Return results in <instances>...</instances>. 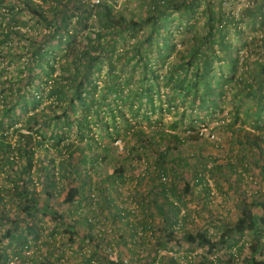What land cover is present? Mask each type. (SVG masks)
Segmentation results:
<instances>
[{"label":"trees","instance_id":"trees-1","mask_svg":"<svg viewBox=\"0 0 264 264\" xmlns=\"http://www.w3.org/2000/svg\"><path fill=\"white\" fill-rule=\"evenodd\" d=\"M244 1L141 0L147 8L139 16L116 0H34V242L63 233L62 244L46 243L34 264H264V193L239 187L251 168L264 180V0ZM166 113L176 117L170 126L160 124ZM215 121L239 149L222 165L204 155L201 128ZM99 137L111 147L123 141L128 156L151 153L161 162L158 184L140 198L133 222L114 203L130 180L126 168ZM193 141H200L195 154H177ZM51 152L60 157L57 168ZM6 169L11 187L0 186V220L10 225L0 232V264H33L26 261L33 241V0H0V178ZM207 174L234 189L235 221L207 211ZM146 179L157 181L147 172L138 183ZM192 199L207 218L186 229L190 215L180 213ZM102 208H117L114 225L94 235ZM38 217L52 225L37 224ZM70 249L75 256L65 261Z\"/></svg>","mask_w":264,"mask_h":264},{"label":"rangeland","instance_id":"rangeland-1","mask_svg":"<svg viewBox=\"0 0 264 264\" xmlns=\"http://www.w3.org/2000/svg\"><path fill=\"white\" fill-rule=\"evenodd\" d=\"M39 1V0H36ZM117 2V8L119 9H123L125 7L128 8V12H130L131 14H138L139 16H143L145 14V8H147V6L144 4H141V0H116ZM239 7L243 4H246V2L244 0H239ZM246 32H248L249 34L250 32V28L246 29ZM182 38L180 36L175 37V43L178 44L177 49H179L180 47V43ZM235 43V42H234ZM174 56V55H173ZM173 56L170 57V60H173ZM152 61L155 60V57L152 55L151 56ZM4 66L2 65L1 68L5 67V63H3ZM159 69V68H158ZM7 70V69H6ZM159 73L161 75L164 74V70L159 69ZM5 76L2 77V80H4ZM161 99H164V96L162 95ZM165 106V105H164ZM127 107V106H126ZM128 108H125V111H127ZM180 112V110H179ZM156 116L152 115L151 119L154 121ZM93 118V117H92ZM176 121V117L174 116L173 113H166L163 117H162V121H161V125H165V126H170L172 123H174ZM155 122V121H154ZM120 127L123 128L124 123L121 121L120 123ZM218 123L215 121L213 122L209 129L207 128H201V133H203L205 135V139L207 140L204 146V149H206L204 151V155H210L213 159H215L216 161H219L218 163L220 165L227 163V161H231L232 159H234L235 157H233L232 155V151H238V143L237 141L232 140L231 138V133L228 131H225L224 129L220 128L219 125H217ZM141 125L148 130V128L146 127V123L141 121ZM154 128V127H153ZM168 127H166L167 129ZM246 130L251 131L250 127L245 126ZM123 130V129H121ZM25 132V131H23ZM100 130L94 129L93 133L94 134H101ZM49 134V133H48ZM100 141L103 142V144L107 147L110 148V153H111V157H115L118 158V163L121 165H124L126 168L125 171V176H127V179L129 178L130 180H128L127 182L124 183V185L120 188V196H114V203L115 206L119 208V210H123V212H121L120 216L123 218L125 216V218H128V220L130 222H133L134 218L133 216L137 213V211L139 210V205H140V198L143 197V194L146 193L147 191L151 190V187L154 184H158V179H157V174H158V170L160 171V164L161 162H157L155 157H153V155L151 153H149L147 156H143L141 159H138V156L141 155V153L138 155L137 152H134V154L132 156H128L127 152H126V144L122 141V142H118L116 143L113 147H111V140L108 138H101L99 137ZM200 144V141L198 142H194L193 143H188L185 145H181L178 147V151L177 154L179 153V155H182L184 157L189 156L191 154H195L197 152V150L195 148H197ZM42 155L44 153H41ZM49 157L51 159H53L55 161L54 166H58V163L60 161V157L58 156V154L56 152H51L49 154ZM47 157V158H49ZM49 158V159H50ZM235 162V161H233ZM106 163L108 165H106ZM103 163L102 166V173H108L109 172V168L110 166L113 165V162H106ZM22 164V163H21ZM105 165V166H104ZM212 164H210L211 166ZM18 168V166H17ZM58 170V169H57ZM10 170L6 169L4 171H1V178H0V186L4 187H11V182H8V179L6 178V176L9 174ZM147 172H150L153 176V178L155 180H157L156 182H149L147 179L144 181H141L140 184L138 183V179L143 178ZM242 172V171H241ZM14 172H11V174H13ZM33 176V175H32ZM37 175H34V179H36ZM160 179L164 180L167 177V181L169 182V180H172L174 177H172L171 174H168L166 177L163 176H158ZM242 178L243 181L240 183V188H243L242 190L247 194V195H252L255 194L256 192H262L264 193V180L260 177L259 175V170H253V168L250 169V171L248 172H242ZM207 179H208V183H209V187L212 189V194H210L209 196H206V202L208 204V212H211L213 214V216L219 215L222 216L224 218V220L226 221H235L237 216L239 215L240 211L237 209L236 204H237V197H236V193L234 191V189H231L228 187V183L221 179L218 183H216V181H214L213 178L210 177L209 174H207ZM39 186L37 187V190H41V184H38ZM58 203V201H57ZM187 208L182 207V211H181V215L180 216H184L186 213H188L190 215V219L186 221V226L184 225V227L186 229H191L192 227H194L196 224H202V222H206V213H205V209H201V207L196 206L192 200H188L186 201V205ZM122 207H124L125 209H122ZM85 210V209H84ZM117 208H113L110 213L108 210H106L105 208H102L99 210L98 213V217H99V224L96 226V228L93 230V234L94 235H99L101 234V229L105 227L110 228L111 226H113L114 224H112V221L110 219H113V214L117 213ZM129 214V215H128ZM15 214H13L11 217H13ZM69 217L72 221H75L78 223V226L81 229H85L88 228V226L86 224H83V221H79L77 219L76 213L71 212L69 214ZM221 217V218H222ZM110 218V219H109ZM117 220L119 219L122 223V225L124 224V222L122 221V219H120L119 217H115ZM156 220H160L159 217L156 218ZM208 221H212L207 219ZM5 221L0 220V232H3L5 228H7L10 224L4 223ZM40 222H43V226H47V225H52L50 222L48 221H44L42 219V217H38L37 219V224H39ZM212 222H210L209 226L212 227L211 225ZM180 225H182V220L180 221ZM178 227V225H177ZM130 230V227L128 226L127 231ZM212 230H214V228L212 227V229H210V232H212ZM62 232L60 231V229L56 230V233L51 235L49 234V232L44 233L39 241L34 242V258H36L38 255L42 254L45 252L46 253V243H50L52 244L54 241L59 242L55 247L59 246L62 244ZM141 234H143L141 232ZM116 235V233H115ZM118 236V235H116ZM104 238H107L104 236ZM244 241H247L251 246V236L247 233L245 234ZM29 244H30V250L27 252L26 257H29L26 261H28L31 258H33V241L32 240H28ZM264 242V239H263ZM7 246H11V248L8 249V252L10 254V252L12 251V249L17 248L16 243L14 240H10L9 242H6ZM114 245V244H113ZM53 246V245H52ZM253 246V245H252ZM114 247V246H113ZM115 250V247H114ZM67 251L65 253L64 256V260L66 261L65 257H69L72 255V257L75 256V253L73 249L70 250H65ZM64 251V252H65ZM186 251L184 248L183 249H179L178 252H176L177 256L180 257H184L185 256V252ZM201 249H197L196 251L193 252V254L188 255V256H194L197 253H200ZM163 254V252H161ZM172 252H170L169 254H171ZM42 255L39 256L40 258H42ZM183 255V256H182ZM10 256H12L10 254ZM114 256V255H113ZM53 261L55 259L54 255L52 257ZM31 260V259H30ZM11 264H13L12 262H10ZM26 264H29V262H27ZM69 264H74L73 259H71ZM180 264H185V262L182 260Z\"/></svg>","mask_w":264,"mask_h":264},{"label":"built area","instance_id":"built-area-1","mask_svg":"<svg viewBox=\"0 0 264 264\" xmlns=\"http://www.w3.org/2000/svg\"><path fill=\"white\" fill-rule=\"evenodd\" d=\"M114 255V256H113ZM110 259L111 260H113V261H117L118 260V258H117V255H116V253L113 251V253L110 255ZM126 261H128V260H126ZM126 261H125V263H126Z\"/></svg>","mask_w":264,"mask_h":264}]
</instances>
